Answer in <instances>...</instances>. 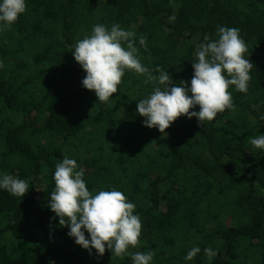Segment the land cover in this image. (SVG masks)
Masks as SVG:
<instances>
[{
    "label": "trees",
    "instance_id": "1",
    "mask_svg": "<svg viewBox=\"0 0 264 264\" xmlns=\"http://www.w3.org/2000/svg\"><path fill=\"white\" fill-rule=\"evenodd\" d=\"M26 4L0 31V175L30 185L22 198L0 189V264H132L107 248L89 254L59 225L49 202L65 156L89 191L116 189L136 205L141 243L129 251H153L152 264H264V150L250 144L264 135V0ZM97 24L133 32L150 71L189 86L197 45L217 39L218 26L238 28L253 63L249 90L230 88L235 110L203 126L181 116L163 134L148 128L136 111L153 91L145 76L126 71L107 104L82 85L72 50ZM193 247L201 251L186 261ZM206 248L217 253L211 261Z\"/></svg>",
    "mask_w": 264,
    "mask_h": 264
},
{
    "label": "clouds",
    "instance_id": "2",
    "mask_svg": "<svg viewBox=\"0 0 264 264\" xmlns=\"http://www.w3.org/2000/svg\"><path fill=\"white\" fill-rule=\"evenodd\" d=\"M26 9V0H0V31L10 29ZM134 37L133 32L119 24L110 29L97 24L89 36L76 42L72 51L74 60L86 73L83 87L94 91L101 103L107 104L118 92L126 71H134L146 77L145 83H153V91L136 108L146 118L144 125L148 128H157L163 134L181 116L196 117L203 126L219 113L235 110L230 88L234 86L245 94L249 90L253 63L245 58L248 48L238 28L218 26L217 39L205 36L204 42L197 45L190 86L188 81L175 84L162 67L150 71L141 62ZM146 39L141 37L139 43L146 45ZM153 71L159 75H153ZM197 106L199 111L191 110ZM250 144L264 150V135L250 138ZM77 169L76 160L66 156L55 166L49 207L59 217V225L69 227L68 235L89 254L95 249L102 257L107 248L112 256H130L132 264H152L153 251H129L141 243L142 221L135 214L136 205L116 189L89 191L84 171ZM29 187L24 179L7 173L0 175V189L11 196L22 198ZM85 230L90 238H86ZM200 251L193 247L184 259L190 261ZM204 254L209 261L217 255L211 248L204 249Z\"/></svg>",
    "mask_w": 264,
    "mask_h": 264
},
{
    "label": "rangeland",
    "instance_id": "3",
    "mask_svg": "<svg viewBox=\"0 0 264 264\" xmlns=\"http://www.w3.org/2000/svg\"><path fill=\"white\" fill-rule=\"evenodd\" d=\"M87 166H85L84 168L86 169Z\"/></svg>",
    "mask_w": 264,
    "mask_h": 264
}]
</instances>
